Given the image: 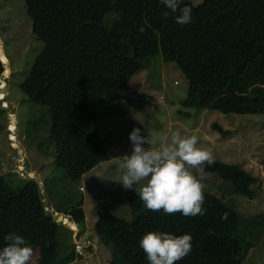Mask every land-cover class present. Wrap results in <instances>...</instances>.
<instances>
[{"label":"trees","instance_id":"obj_1","mask_svg":"<svg viewBox=\"0 0 264 264\" xmlns=\"http://www.w3.org/2000/svg\"><path fill=\"white\" fill-rule=\"evenodd\" d=\"M24 5L40 43L18 87L27 100L49 109L52 161L71 179L109 158L98 116L130 111L120 93L154 54L183 73L182 107L264 114V0H182L181 7L192 10L186 25L177 24L179 13L161 0H24ZM1 71L0 63L5 85L8 76ZM210 125L221 137L229 132L217 122ZM214 161L204 171L215 173L219 186L253 196L252 174L238 163ZM43 192L34 178L25 176L14 188L0 174V248L14 232L38 250L35 264H65L74 259L73 242L58 234L61 222L52 212L61 209L45 204ZM124 193L128 218L98 207L93 222L99 240L110 245L108 264H148L139 247L148 231L192 236L190 253L177 264H239L243 217L234 204L204 190L205 214L186 217L153 212L135 191ZM81 205L82 196L65 207L71 223L83 221Z\"/></svg>","mask_w":264,"mask_h":264},{"label":"rangeland","instance_id":"obj_2","mask_svg":"<svg viewBox=\"0 0 264 264\" xmlns=\"http://www.w3.org/2000/svg\"><path fill=\"white\" fill-rule=\"evenodd\" d=\"M190 1L197 3L200 0ZM39 43L31 33V20L25 12L24 0H0V57L8 67L2 75L8 76L2 90L4 95L0 93L7 98L8 104V107L0 106V174L14 188L21 185L25 176L34 178L39 190H44V203L61 209L59 212L67 218L65 207L82 196L83 221L74 225L64 217L59 220L58 234L66 236L71 243L77 239L83 245L82 253L74 251V259L65 264H108L110 245L98 239L93 222L98 207L107 208L123 218L129 217L126 189L119 182L121 171L114 158L131 154L129 135L134 128H140L145 137L147 129L196 135L199 144L210 149L215 159L238 163L255 177L253 196L247 197L230 191L224 183L219 186L215 173L204 171L201 175L194 170L205 185V191L234 204L243 217L239 239L245 251L239 264H264V114L182 107L180 102L186 94L183 73L172 61H164L158 53L154 54L147 62L143 61L146 64L130 76L127 89L120 93V100L128 102L130 111L98 116V134L109 158L74 180L53 164V148L48 138L49 109L27 100L18 87L36 52L33 48ZM179 108L189 114L179 113ZM8 119L12 126L13 122L15 125V148L9 145L7 138ZM212 122L229 129L228 134L221 137L211 127ZM144 147L149 145L145 143ZM19 155L21 170L15 167ZM131 190L135 191V186ZM37 255L38 250L34 249L30 264H35Z\"/></svg>","mask_w":264,"mask_h":264},{"label":"clouds","instance_id":"obj_3","mask_svg":"<svg viewBox=\"0 0 264 264\" xmlns=\"http://www.w3.org/2000/svg\"><path fill=\"white\" fill-rule=\"evenodd\" d=\"M161 3L171 12L179 13L175 17L177 24L191 23L192 10L186 5L181 7L182 0H161ZM164 15L167 16L168 13ZM139 31L143 33L145 28L140 27ZM0 63L3 75L5 67L1 60ZM0 85L2 93L4 85ZM0 104L8 107L5 96L1 94ZM8 121L10 122L9 119ZM13 126L14 130V122ZM147 130L148 135L145 137L141 135L140 128H134L129 135L131 154L114 158L121 171L119 182L125 189L130 190L135 186L144 207L153 212L163 211L167 215L180 213L186 217L204 215L205 185L194 174V170L202 175L206 165L215 163L211 150L200 145L196 135H182L180 131L160 133ZM145 143L149 147L145 148ZM54 212L55 217L61 214ZM61 217L67 218L62 214ZM226 217L227 214H224L223 218ZM4 241V246L0 248V264H30L33 249L24 237L13 232L7 234ZM191 241L190 234L148 231L139 240V247L148 264H177L190 253Z\"/></svg>","mask_w":264,"mask_h":264},{"label":"built area","instance_id":"obj_4","mask_svg":"<svg viewBox=\"0 0 264 264\" xmlns=\"http://www.w3.org/2000/svg\"><path fill=\"white\" fill-rule=\"evenodd\" d=\"M13 127L9 121H7L6 123V129H7V138L9 140V145L12 146L13 148L16 147V144L14 142V133H13ZM16 156V155H15ZM19 157L20 155L18 156L17 160H16V164H15V167H17L19 170H21V165H22V160H19ZM21 159V158H20ZM82 188V187H80ZM73 248H74V251L76 252H80L82 253L81 249L83 248V245L77 240V239H74L73 240Z\"/></svg>","mask_w":264,"mask_h":264},{"label":"water","instance_id":"obj_5","mask_svg":"<svg viewBox=\"0 0 264 264\" xmlns=\"http://www.w3.org/2000/svg\"><path fill=\"white\" fill-rule=\"evenodd\" d=\"M15 171H17V168H15ZM61 214L56 215L55 220H60Z\"/></svg>","mask_w":264,"mask_h":264},{"label":"crops","instance_id":"obj_6","mask_svg":"<svg viewBox=\"0 0 264 264\" xmlns=\"http://www.w3.org/2000/svg\"><path fill=\"white\" fill-rule=\"evenodd\" d=\"M14 118H15V116H14ZM28 171V170H27ZM29 172V171H28ZM75 223V222H74ZM75 225H76V223H75ZM98 239H99V237H98ZM86 247H87V249L91 252V249H90V247L88 246V244L86 245Z\"/></svg>","mask_w":264,"mask_h":264},{"label":"bare ground","instance_id":"obj_7","mask_svg":"<svg viewBox=\"0 0 264 264\" xmlns=\"http://www.w3.org/2000/svg\"><path fill=\"white\" fill-rule=\"evenodd\" d=\"M19 160H20V158H19Z\"/></svg>","mask_w":264,"mask_h":264}]
</instances>
